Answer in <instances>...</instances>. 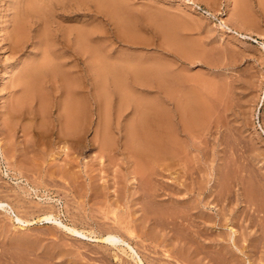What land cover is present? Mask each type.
<instances>
[{"label": "rangeland", "instance_id": "rangeland-1", "mask_svg": "<svg viewBox=\"0 0 264 264\" xmlns=\"http://www.w3.org/2000/svg\"><path fill=\"white\" fill-rule=\"evenodd\" d=\"M18 1L0 0V74L10 62L18 66L21 58L28 62L43 59L42 48L31 45L20 58L10 56L4 36L16 21L13 10ZM86 1L91 3L88 14L80 1L78 5L74 1L71 14L59 8L62 28L72 27L76 34L89 20L87 25L93 30L91 43L103 46V58L108 56L116 62L131 57L146 63L168 64L181 77L177 87L183 88L180 96L184 93L195 102L206 104L207 121L186 128L165 83L154 78L150 85H142L128 74L125 82L135 94H150L164 103L167 116H173V123L177 124L181 148L185 150L175 159L167 154L150 162L141 160L133 156L129 145L137 125L133 118L137 111L134 105H120L116 94L119 88L110 78L103 89L108 108L100 124L96 104L91 105L88 150L81 153L68 149L57 138L63 116L60 92L56 93L58 103L52 109L53 117L43 122L27 113L10 120L8 109L12 111L13 101L22 90L13 92L11 80L4 86L0 84L5 87L0 88V133H4L0 134V202L6 205L0 206V264H139L126 242L99 240L109 233L116 239L130 240L146 264H264V0H122L131 11V20L123 32L118 29L120 23L99 1ZM162 24L174 25V42H185L189 53L168 46L169 37ZM64 28L58 32L57 51L69 69L74 60V44L66 50L62 47V40L67 41ZM96 28L103 32H95ZM83 56L71 70L85 75L82 77L89 86L82 81L84 89L92 90V83L97 80L89 68L92 58ZM21 66L24 67L23 62ZM22 67L21 71L16 67V79L28 70ZM33 103L39 106L37 101ZM23 126L29 137L22 131ZM34 127L52 143H39ZM146 165L153 171L150 177ZM133 171L137 172L139 183L145 182L140 183L141 187L132 183ZM51 213L53 217L47 218ZM25 219L30 225L23 224ZM66 225L75 226L86 235L73 232ZM232 226L238 230L235 235ZM222 247L227 256H221ZM208 251L217 256V262L208 263Z\"/></svg>", "mask_w": 264, "mask_h": 264}, {"label": "bare ground", "instance_id": "bare-ground-1", "mask_svg": "<svg viewBox=\"0 0 264 264\" xmlns=\"http://www.w3.org/2000/svg\"><path fill=\"white\" fill-rule=\"evenodd\" d=\"M74 1H77L76 5H78V1H80L81 5L84 6L82 8L84 10V13L88 14V10L91 7V3L87 2L86 0H19L18 1L17 7H15V9L13 10L15 12V16L13 17V19L16 20V21L11 26V30L4 36V39L7 40V41L6 40L5 41L7 43L6 45L8 46V51L11 53L10 56H12L11 58H13V59L20 58L22 56V54L26 51V49H28L27 46L31 45V46H33V48H36V47H41L42 48L41 53L43 54V59L41 58L42 60H34V61H31V62H28L27 60H24V59L21 58L19 60L18 66H14L12 64V62H10L8 64V68L5 71L3 70L4 72H1V74H0V82L1 83L0 84L2 86H4V84L7 81L11 80V81H13V85L11 87L12 89H14L13 92H17L16 89H19V88L22 90L21 94L17 98L16 102L13 101L14 104H13L12 111H10V108L9 109L7 108L9 110L7 112L9 114L8 118L10 120L11 119H17V118H21L22 116H25L28 113V114H32V118L33 119L38 120L40 118L44 122L45 121L44 119H46L47 117H51L52 116V109H53V107H56V105L58 103L57 102V98L58 97H57L56 93L60 92L61 97H62L61 99L63 101V104H62V107H61L62 110H63V116L60 117V120H61L60 123L61 124H60V129H59V133H58V137L57 138L59 139L60 142L64 141L66 143L65 147H67L68 149H74L77 152H81V153L85 152V153H87L86 151L88 150V145H87V142H86V138H87L86 135H87L88 127L90 128L89 125L92 123V122L90 123V116H91V113H92L91 105L94 104V103L96 104V108H97V111L99 113L98 115L101 118L99 123L101 124L102 117L104 116V111L108 108L106 106V99H105L106 98L105 97L106 93L104 92L103 89H104L105 86H107V81L110 78H112L113 81H114V84L119 88V89H116V92H117L116 94H118V97H119V100H120V105L121 106H123V105L124 106L134 105L133 107L137 111V116H136V114H135V117L132 116L133 118H136L135 119V122H136L135 124H137V125L135 126L136 128L133 127V132H132L133 134L129 138V145H130V147L132 149L133 156L135 155L136 157H140L141 160L142 159H145L147 161L149 160L148 162H150V160L152 161V160L160 159L161 157L163 158V156H166L167 154H168L167 156H169L171 159H175L178 154H182L180 152H184L185 150L183 149V151H182V148H181L182 142H181V139L178 137L179 134L177 133V131H178L177 124L173 123V119H174L173 116H170L169 114L167 116L168 112L166 111V109L164 107V103H161L158 100H155V98H153V97H149L150 94L149 95L147 94L148 96L138 95L137 93L135 94V92L132 89H129L130 86L125 82V77L128 74L131 73L133 75V77L135 78V80L137 79L139 81L137 83L141 82L142 85H147L148 83L150 85L154 78H156L159 81H162L163 83H165L166 87H167V89L169 91V94H170V101H174L177 104V106L179 107L180 114H181V119L183 120V124H184V126L186 128H190L192 126L199 125V123L202 122V121L203 122L207 121V120H204V119H206L205 117L208 114L206 108L204 107L206 104L203 106L200 103V101L195 102L193 99H191V97L187 96L186 94H184L182 92H181L182 96H180V92L179 91H182L183 88L182 89H177V87L181 83V77L178 74H175L174 70L170 66H168V64L166 65L164 63L156 62V61L155 62H147L146 63V62H143V61L136 60L137 58L134 59V58H131V57H126L125 59L117 60L116 62H114V61L112 62L111 60H109L108 56L103 58L104 57V53H105L103 51L105 49H103V46L100 47L98 45H93L91 43L92 42L91 41V39H92L91 35L93 33V30L90 31L91 28L88 27V25H87L89 20H88V22H85L86 19H85V21L84 20L82 21V22H85V23H83L84 25L82 26V28L80 27V30L76 34H74L72 32V30L74 28H72V27L71 28H66V27L64 28L63 27L64 29H66L65 30L66 31L65 35L67 36V41L66 40H62V42H63V46L62 47L66 50L68 46H70V47L72 46L73 47V44H74V47L72 48L73 49L74 60L70 61V62H72V64H71V66H69L70 67L69 69L65 68V64L66 63L61 60V56L58 55V51H57V46H58L59 41H60L58 32H59L60 28L63 29L62 28V24H59V21H58L59 8L63 7V9H65L66 14L67 13L71 14L72 12H74V10H73L75 8L74 6H76L74 4ZM97 1H99L101 3L102 7L107 8L111 12V15L114 18L115 22L117 21L118 23H120V26L118 28L119 31L123 32L124 29H126L127 25H129V21L131 20L129 18L130 17V12H131V11L130 12L128 11L129 8L128 9L125 8L122 0H97ZM12 4H14V3H12ZM134 12L135 11H133V13ZM75 14H77V13H75ZM68 17H69V15H68ZM96 17H97V15H96ZM131 17H133V16H131ZM104 18H105V14H104ZM134 20L135 19H133V21ZM54 23H56V25H54ZM74 24H76V23H74ZM162 26H163L162 27L163 32L169 37L168 40H167L168 41V46L170 45V47H171L173 45L178 50H181V52H183L184 54L189 53V51H188L189 49H188L187 46H185V44H186L185 42L182 43L181 41H179L178 44L174 42V41H176V36L172 35V33H174V31H176V28L173 27L174 25L173 24H170V25L162 24ZM35 30H38V31L36 32ZM107 30L109 31V29H107ZM96 31L97 32L101 31V29L100 28H96L95 32ZM136 31H138V30H136ZM101 32H103V31H101ZM127 34H128V32H127ZM142 34H143V32H142ZM133 36H135V35H133ZM103 37L106 38V39H110L111 38L110 36H109L110 38H107V36L106 37L103 36ZM104 38H102V39H104ZM134 38H136V37H133V39ZM112 40H114V38ZM106 41H108V40H106ZM148 41H150V40H148ZM103 44L105 45V43H103ZM60 45H62V44H60ZM105 47H107V45ZM157 47H155V48H157ZM136 49H137V47H136ZM106 50H108V49H106ZM109 50H110V48H109ZM128 51L129 50L127 49L126 53ZM140 51H141V53L143 52L142 50H140ZM109 53H110V51H109ZM124 53L122 54V56L124 55ZM85 54H87L89 56V59L92 58V61L90 62L91 64H90L89 68H90V71H91V74L93 75V77H96V79H97L94 83H92L94 85V89H92V90L84 89V83L83 82H85V81H84L82 76H85V75L77 73V72H79L78 70H76L77 74H75L74 73L75 71L71 70L72 67H75V66H77L79 64V61L81 59V55L85 56ZM113 55L115 56V54H113ZM146 55H148V54H146ZM151 55H153V54H150L149 56H151ZM204 55H205V53H204ZM66 56H67V54H66ZM149 58H151V57H149ZM22 62L24 63V67L21 66ZM16 67H20L18 71H21V67L23 69L27 68L28 70L26 71V73L23 76H21V77L16 79V77L14 75L15 72H16ZM166 67H168V68H166ZM79 69H81V68H79ZM81 71H82V69H81ZM131 83H133V82H131ZM85 85H86V87L89 86L88 80L85 82ZM0 88L3 89L5 87H0ZM8 88L10 89V86H8ZM139 88H141V87L139 86ZM9 89L6 88V90H8V91H9ZM93 90H95V91L93 92ZM138 93H139V91H138ZM151 96H152V94H151ZM35 101H37L39 103V106L37 105V107H36L34 105L33 102H35ZM58 101H60V100H58ZM160 101H161V99H160ZM3 102H4V100H3ZM9 104H10V102H9ZM207 106H208V104H207ZM3 107H4V103L1 105V108H3ZM7 107H9V105ZM169 109H171V108H169ZM211 111H212V109H211ZM5 112H6V110H5ZM209 113H211V112H209ZM170 114H172V113H170ZM8 118L6 117L5 120L8 121ZM27 118H28V116H27ZM29 119L30 118H28V120ZM48 119L50 120V118H48ZM24 121H25V119H24ZM132 121H133V119H132ZM14 122H15V120H14ZM54 124H55V122H54ZM204 125H205V123H204ZM17 126H18V124H17ZM54 126L56 127V125H54ZM31 129H33V128H31ZM49 129H50V127H49ZM10 130H12V129H10ZM47 130H48V128H47ZM22 131L24 132V134H26V136L29 135V134L27 135V133H26L27 130H26L25 126H23ZM44 131H46V130H44ZM52 131H53V129H52ZM1 133H3V131ZM20 133H22V132H20ZM34 134L36 135L35 137H38L37 140L38 141L40 140L39 143L41 142L42 144L45 143L47 145L49 143H52V142L49 141L51 139L48 140L45 135L43 136L42 130L41 131L35 130V127H34ZM49 134H51V133H49ZM55 134H56V132H55ZM194 136H196V134ZM28 137H26V138H28ZM33 139H35V138H33ZM24 141H25V139H24ZM186 142H187V140H186ZM186 142L184 141L183 143L187 144ZM4 148H6V147H4ZM62 148L63 147H61L60 149L63 150ZM48 151H50V150L48 149ZM188 158L189 157L187 156L186 159H188ZM136 161H138V159ZM187 161H189V160H187ZM133 163H136V162H133ZM138 165H136V166L139 168L140 166H138ZM150 166H151V164H150ZM173 166H174V164H173ZM134 167L135 166L133 165V168ZM135 171H138V169L135 170ZM135 171H133L134 173L132 172L133 174L131 173V180H132V183L135 184L136 187L138 188V187H141V184H145V182L143 183V181H141L142 183L141 182H140L141 184L139 183V178H138L139 176L138 177L136 176L137 172H135ZM145 171H147V175H148V176L146 175L147 177H150V175L153 172V171H150L149 165L145 166ZM184 172H185V170H184ZM157 174H159V173H157ZM54 177H56V176H54ZM145 181H146V177H145ZM151 182L152 181H150V183ZM184 183H186L185 180H184ZM190 189H192V188H190ZM145 190H143L144 193L146 192ZM212 191L214 193V190H212ZM145 194L148 195V193H145ZM245 196H246V194H245ZM146 198H145V201H146ZM214 198L216 199L217 197L214 196ZM246 200H247V198L245 199V201ZM151 205H152V203H151ZM169 205H170V203H169ZM0 206L5 207L6 205H5V203H3L1 201L0 202ZM147 207H148V205H147ZM170 207H171V205H170ZM141 208H143V207H141ZM159 208H161V207H159ZM166 208H165V210H167ZM149 209L151 211V207L150 206H149ZM153 209H154V207H153ZM187 209L189 210V208H187ZM12 212L14 213V216L18 220H21L20 217L14 211H12ZM173 212H174V208H173ZM179 213L181 214V212H179ZM169 214L170 213H168V215ZM182 214H184V211H183ZM173 215H176V214H173ZM178 216H179V214L177 215V218H178ZM52 217H53V213L48 215L47 218H52ZM22 221H23V224H29L30 223V221L26 220V219L22 220ZM119 221H120L119 219L116 220V222H119ZM173 222H174V220H173ZM173 222H171V223H173ZM66 226H68V228L70 230H72L73 232H76V233L81 234L83 236L86 235L84 232H82V231L78 230L77 228H75V226L74 227L69 226V225H66ZM232 228H233V234L235 235V233L238 230L235 229V226H232ZM128 229H130L129 231H130L131 234L134 233V231H133V229H131V227H129ZM93 231H95V230H93ZM177 231H178V229H177ZM179 232H180V230H179ZM181 233H182V231L180 232V234ZM234 235L231 234L230 237L232 238V236H234ZM114 237L115 236L112 233H109V234H107L105 236H100L99 240L112 241L113 243H116L118 240L126 242V244H128V246L132 249V251L136 255V257L138 259V263L139 264H146L145 261L143 260V258L139 255L138 251L135 249L134 245L131 244L130 240L127 241L126 238L116 239ZM135 240H136V238H135ZM260 244H261V242H260ZM212 250H214V249H212ZM209 252L210 251H208V253ZM220 252L222 253L221 256L222 255L223 256H227L228 252L226 250H224V248L222 250H220ZM197 253H199V252L197 251ZM212 253L213 252H211L209 254H206L209 257V259H210L208 261V263L211 260L217 259L216 258L217 256L213 255L214 253L213 254ZM217 255L219 256L218 258H220V254H217ZM227 259L230 260V257H227ZM215 262H217V261L215 260ZM225 263H227V261H225ZM216 264H219V263H216Z\"/></svg>", "mask_w": 264, "mask_h": 264}]
</instances>
